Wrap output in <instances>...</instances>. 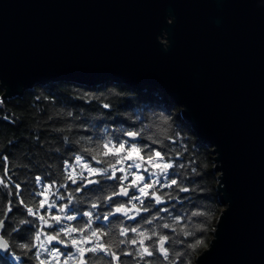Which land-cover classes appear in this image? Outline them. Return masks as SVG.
<instances>
[{
  "label": "water",
  "instance_id": "obj_1",
  "mask_svg": "<svg viewBox=\"0 0 264 264\" xmlns=\"http://www.w3.org/2000/svg\"><path fill=\"white\" fill-rule=\"evenodd\" d=\"M59 81L165 92L216 173L195 264H264V0H0L1 97Z\"/></svg>",
  "mask_w": 264,
  "mask_h": 264
},
{
  "label": "trees",
  "instance_id": "obj_2",
  "mask_svg": "<svg viewBox=\"0 0 264 264\" xmlns=\"http://www.w3.org/2000/svg\"><path fill=\"white\" fill-rule=\"evenodd\" d=\"M2 92L0 87V178L7 186L0 184V219L4 220L0 235L12 247L8 253L0 252V264H40L41 260L36 256V232L43 228L45 234L54 235L57 231L40 225L38 217L29 215L27 208L19 203L23 199L25 205L36 209L41 200V196L35 195L39 193L37 177L41 178L40 182L53 185V194L63 197L61 202H65L70 212L79 215L71 221L74 228H84L85 236L95 244L111 246L119 257L116 261L103 252H87L84 254L87 264H145V261L169 264L159 253L141 260L135 252L141 247L139 240L142 237L132 232L122 236L119 232L122 227H138L149 234L155 230L158 235L145 240V246L153 244L159 235L168 236L170 239L165 247L169 249V260L175 264H195L196 255L207 247L212 237L221 210L215 191L216 173L213 172L211 148L198 140L189 124L180 117V107L172 103L165 92L152 86L136 90L126 84L112 82L84 86L62 81L34 85L22 95L11 98H2ZM126 131H140L141 136L136 142L139 147L149 145L160 151L165 161L173 162L167 180L176 179L179 185L157 187V195L163 197L162 202L157 204L151 196L146 197L143 207L149 211L129 212L133 219L114 211L121 204L130 207L129 197L134 195L132 188H129V196L112 197V193L118 192L121 186L118 180L97 175L93 179L98 183L88 184L77 179L73 184L66 179L65 171V165L72 163L76 155L83 156L95 166L107 167L106 163L93 161L92 153L85 149H95L106 139L118 144L126 139L122 135ZM165 133L171 139L166 138ZM150 136L153 139H148ZM155 140H162L163 144L155 143ZM141 155L146 156L147 151ZM16 184L20 185L19 196ZM77 188L81 190L77 192ZM181 188L188 191H181ZM69 196L72 197L71 202ZM9 202L11 211L8 210ZM137 207L141 205L137 204ZM86 211L92 216H85L83 213ZM39 213L45 215L46 209H39ZM105 216L107 221L99 222ZM175 217L183 219L174 223ZM94 218L100 220L94 221ZM89 220L90 229L86 227ZM147 220L152 223L146 224ZM165 223L172 227L163 228ZM200 225L204 226L203 230ZM184 226L194 235L184 236L181 231ZM92 230L101 234L91 237ZM131 239H137V244L129 243ZM196 239H201L203 244L191 249L189 245ZM120 240L125 243L116 247ZM20 244H34L35 247L21 249L18 247ZM176 253L182 255L177 258ZM45 260L48 261V257L45 256Z\"/></svg>",
  "mask_w": 264,
  "mask_h": 264
},
{
  "label": "snow or ice",
  "instance_id": "obj_3",
  "mask_svg": "<svg viewBox=\"0 0 264 264\" xmlns=\"http://www.w3.org/2000/svg\"><path fill=\"white\" fill-rule=\"evenodd\" d=\"M104 107H108V105H104ZM122 135L125 137L131 138L132 141H135L138 137L141 136L140 131H126L122 132ZM166 138L171 139V137H167V134L165 133ZM148 139H153L151 136L148 137ZM155 143L163 144L162 140H155ZM85 151L92 153L91 159L93 161H97L99 163H106L107 167L102 168H95L92 167L88 162L84 160V157L81 155H76L75 157V165L80 166L81 171L79 173L76 172L75 166L73 165H67L65 166V171L68 172V175L66 177L67 180H70L73 184L77 183V179L85 180L88 184L98 183V181L94 179H87V177L84 176V170H87V173L89 176H102L105 179H116L120 182V189L118 192H113V196L122 195V196H129V188H135L138 190L139 195H132L129 198L128 204L130 207H126L125 205L121 204L120 206L115 208L116 213H123L128 219H133L132 216L128 215L129 212L135 211L136 214H139L140 212H148L149 209L147 207H143L145 200L143 198L151 196L154 198L155 203L159 204L162 202L163 197L160 195H157V192L159 189L157 188V185H159L160 188L164 187H172L173 185L179 186L178 181L176 179H172L170 182L167 180V176L169 174V169L173 168V162L165 161V156L160 152L153 148H151L149 145H145L144 148L139 147L135 142H130L129 139H123L120 140L118 144L114 143L112 139H106L103 144H98L95 149H85ZM147 151V155H141L142 152ZM103 157L105 159L101 160L100 158ZM111 157L112 159H106ZM6 159V158H5ZM117 165H120V167H117ZM69 169H71L69 171ZM111 170V172L109 171ZM142 170V171H141ZM119 171L122 173L121 176L117 177L116 172ZM6 174V172H5ZM145 174L149 177V182H145ZM129 176H132V180L129 181L128 185H124V181H128ZM161 177L164 178L165 183H161ZM10 179V178H9ZM40 177L36 178V182H40ZM0 184H5V181L3 178H0ZM5 186H7L5 184ZM17 189V196H19V189L20 185H15ZM53 185H45L43 188V191L36 193L35 195L43 196L44 199H41L39 201V204L37 205L36 209L33 207H29L24 204V200L20 199L19 203L21 205H24L27 208V212L31 216H38V219L42 222L43 225H47L51 227V224H49V220L45 218L43 215H39V209L44 208L46 205L49 209L55 204V201L53 200L51 203L48 201V195L51 194V189ZM81 189L77 188L76 191L79 192ZM181 191H188L187 188H181ZM63 199V197H60ZM110 199V198H109ZM72 197L69 196V202H71ZM133 201H136L141 205V207H137V203H133ZM64 207H67L65 205ZM64 207H61L60 211H64ZM93 208L96 207L95 204L92 205ZM9 211H11V202H9ZM202 213H193V215H201ZM85 216L91 217V212H85ZM51 219L55 221L57 224L61 222L60 216H52ZM66 219L68 221L75 220V216H67ZM105 220L108 219L107 216L104 217ZM155 219V217H153ZM183 217H175L174 223H178ZM21 223H30L29 221H21ZM146 224H151V220L145 221ZM4 226V220L0 219V229H2ZM87 228H91V220L86 225ZM172 225H169L167 223L163 224V228H170ZM201 230H203L204 226H199ZM187 226H184L181 228V231L183 232L184 236H192L194 235L193 232L186 230ZM84 228H74V227H61L59 231H56L54 235H48L47 236V243L51 244L53 241H58L59 244L66 245L69 241H65L64 239H60V234L63 232L65 235H69L72 232H84ZM43 232V228H41L40 231L36 232V235L34 237L35 240L39 241L41 238ZM120 235L125 236L127 233H137L139 237H142V239L139 240L140 248H138L135 252V255L139 256L141 260H144L145 257H152L159 253L164 259V261H169V264H175V261L169 260V249L165 247L166 242L169 241V237L166 235H159L158 239L156 241H153V244H149L145 246V240H152L153 237L157 236L158 233L153 230L150 234L147 232V230H141L138 227L134 228H125L122 227L119 230ZM101 233L98 232V230H92L91 231V237H97ZM102 235H107V233H102ZM89 242V237L85 236L81 240H77L75 238L70 239V243L76 248V253L79 254V264H87V262L84 259V254L87 252L91 253H97V252H103L107 255H110L113 260L119 261V257L115 252L112 251L111 246H107L103 243H97L95 246L90 248H84L81 247V244ZM131 244H137V239H131L128 241ZM124 240H120L116 247H119V244H124ZM181 243H183L181 241ZM203 244V241L201 239H196L194 243H191L189 247L191 249L197 248L199 245ZM153 245H155V250H153ZM12 245L9 244V241L4 238L3 235H0V251H3L5 253H8L11 249ZM21 249H31L32 247H35L34 244H20L18 246ZM40 249H43L44 251L48 252V255L52 257L56 264H60V257L64 255L60 252L59 249L53 248L51 251L48 250L45 243H40L39 245ZM40 252L38 251L36 253L37 258L40 256ZM125 255H133V253H125ZM182 253H176L177 258L181 256ZM76 255L73 253H68L67 255H64L63 264H68L69 260L76 259ZM18 259V257L16 258ZM40 264H48V261L41 260ZM145 264H151V261H145Z\"/></svg>",
  "mask_w": 264,
  "mask_h": 264
},
{
  "label": "rangeland",
  "instance_id": "obj_4",
  "mask_svg": "<svg viewBox=\"0 0 264 264\" xmlns=\"http://www.w3.org/2000/svg\"><path fill=\"white\" fill-rule=\"evenodd\" d=\"M86 162H88L92 167L101 168V167H98V166L93 165L89 161H86ZM67 165H73V166H75V170H76L77 173H79L81 171L80 166H76L75 165V160L72 163L67 164ZM117 167H120V165H117ZM70 170L71 169H69V171ZM109 171L111 172V170H109ZM116 174H119V176L122 175V173L119 172V171H117ZM67 175H68V172H67ZM84 176L87 177V179H93V177H94V176H89L88 173H87V170H84ZM132 178H133L132 176H129L128 181H124V185L127 186L128 183H129V181L132 180ZM145 182H149V177H148L147 174H145ZM161 183H165V180H164L163 177H161ZM45 185H49V184H44L42 182H39L38 183L39 192L43 191V188H44ZM157 187H159V185H157ZM132 189L134 191V195H139V192H138L137 189H135V188H132ZM53 192H54V189L52 188L51 189V194L48 195V201H49V203H51L54 200L55 201V204L51 207V209H49L48 206L46 205L44 207L46 209V214L43 215V216H45L46 219L49 220V224H51V227H49L47 225H43L42 222L39 220L40 225L45 226L47 228H55L57 231H59V229L61 227H73L71 225V221H68L66 219V217L69 216V215H71V216H75L77 218L79 215L70 212V208L69 207H64L66 205L65 202H61V199L59 198V196L54 195ZM145 198H143V199H145ZM41 199H44V197L41 196ZM60 202H61V204H59ZM133 203L139 204L136 201H133ZM61 207H64V211L63 212L60 211ZM86 212H89V211H86ZM39 215H42V214L39 213ZM57 215L62 218L61 219V222L59 224H57L55 221H53L51 219L52 216H57ZM99 220L100 219H98V218H94V221H99ZM106 221L107 220H105L103 218L99 222L104 223ZM61 234H62V237L61 238L59 237L60 239H64L65 241H69L66 245L59 244L58 241H53L51 244H48L47 243V236L50 235V234H45L44 231L42 232V235H41L40 240L37 241V252L39 251L41 253L40 256H39V260H45V256H46V258L48 257V264H56V261L52 257H50L48 255V252L44 251L43 249H40L39 245H40V243L43 242V243H45V245H46V247L48 248L49 251H51L53 248H56V249H59L60 252L63 253L64 255H67L68 253L75 254L77 258L76 259H73V260H69L68 261V264H78V262H79V254L76 253V248L70 243V239L75 238L77 240H81L83 237H85V235L83 233L79 232V231L72 232L69 235H65L63 232H61ZM69 245H70V247H68ZM95 245L96 244L94 243V241L89 237V242L84 243V244H81L80 246L81 247H84V248H88V247H93ZM62 247H64V249ZM65 247L70 248V251H67V248H65ZM64 255H62L60 257V264H63Z\"/></svg>",
  "mask_w": 264,
  "mask_h": 264
},
{
  "label": "bare ground",
  "instance_id": "obj_5",
  "mask_svg": "<svg viewBox=\"0 0 264 264\" xmlns=\"http://www.w3.org/2000/svg\"><path fill=\"white\" fill-rule=\"evenodd\" d=\"M129 191H130V189H129ZM120 197H123V196H120Z\"/></svg>",
  "mask_w": 264,
  "mask_h": 264
},
{
  "label": "flooded vegetation",
  "instance_id": "obj_6",
  "mask_svg": "<svg viewBox=\"0 0 264 264\" xmlns=\"http://www.w3.org/2000/svg\"><path fill=\"white\" fill-rule=\"evenodd\" d=\"M124 197V196H123Z\"/></svg>",
  "mask_w": 264,
  "mask_h": 264
}]
</instances>
